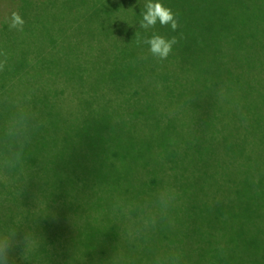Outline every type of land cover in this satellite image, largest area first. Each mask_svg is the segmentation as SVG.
<instances>
[{"label":"trees","instance_id":"obj_1","mask_svg":"<svg viewBox=\"0 0 264 264\" xmlns=\"http://www.w3.org/2000/svg\"><path fill=\"white\" fill-rule=\"evenodd\" d=\"M240 1L225 6L229 18L249 15L251 0ZM48 2L0 0V251L10 264H264L256 193L230 192L237 206L219 223L204 221L207 239L184 224L196 208L189 195L201 189L186 173L194 162L191 177L201 179L203 151L200 129L178 113L203 114L202 38L177 36L161 60L147 36L94 37L80 20L41 15ZM263 7L253 0L254 15ZM13 12L24 20L19 31L9 27ZM45 36L92 47L93 61L75 68L96 73L90 83L62 70V90L39 84L34 72L56 64ZM30 86V115L5 104L22 102L11 88Z\"/></svg>","mask_w":264,"mask_h":264},{"label":"rangeland","instance_id":"obj_2","mask_svg":"<svg viewBox=\"0 0 264 264\" xmlns=\"http://www.w3.org/2000/svg\"><path fill=\"white\" fill-rule=\"evenodd\" d=\"M142 2L148 7L149 0H49L46 12L41 15L51 20L55 17L64 19L65 15L80 20L85 26L91 27L85 29V32L93 31L94 37L129 35L149 38L152 35H166L177 38L194 35L202 38L204 61L200 84L203 87V98L200 100L204 101L203 114L200 116L202 111L197 113L199 120H196L187 110L178 113V118L185 120L187 117V121L192 118L194 127L201 132L203 156L200 164L203 175L200 180L191 177L197 165L194 162L189 164L186 173L198 185L196 187L200 186L201 189H195L189 195V204L196 208L184 224H189V230H193L195 225L199 231L194 233L200 234L202 231L207 239L209 233L204 227V221L219 223L221 214H229L228 210L237 206L235 197L229 194L235 188H243L247 194L256 193L263 197L261 212H264V11L259 13L255 10L257 14L254 15L251 0L249 15H241L238 11V14H233H237V18H229V0H218L216 3L210 0H159L173 13L177 22V28L173 31L168 25L162 26L158 22L155 26L142 28V13L147 11ZM240 2L245 3L244 0ZM32 15L38 16L39 13ZM211 33L216 35L206 36ZM242 35L246 36L244 43ZM1 38L6 40L5 36ZM216 38L220 39V43L212 42ZM45 41L47 45L56 44L52 57V62L56 64L51 65L46 74L43 70L34 72L40 85L47 79V88L54 86V89L62 90V70L64 77L72 79V83L77 75L82 78V74L86 76L84 85L90 83L96 73L89 69L76 74L75 68L82 64L85 57L93 61L92 47L73 46L75 41L72 45L69 42L62 44L59 38L50 39L47 36ZM103 42L104 47L108 46V42ZM102 53L105 57L109 54L105 50ZM41 57H37V63ZM24 60L29 61V56L25 54ZM100 75L107 83V77ZM16 88H11L10 96L18 97L15 100L22 98V102L5 104H22L23 113L30 115V99L27 96L23 98V94L31 96V90L35 87ZM66 90L64 96L71 93V84H66ZM241 210L239 213L243 214ZM234 212L236 216L235 220L230 221L231 228L238 215L237 211ZM239 220L244 221L245 218ZM13 239L14 242L17 240L15 235ZM194 255L201 254L196 252Z\"/></svg>","mask_w":264,"mask_h":264},{"label":"clouds","instance_id":"obj_3","mask_svg":"<svg viewBox=\"0 0 264 264\" xmlns=\"http://www.w3.org/2000/svg\"><path fill=\"white\" fill-rule=\"evenodd\" d=\"M157 22L162 26L168 25L173 31L177 28V22L171 10L165 8L159 0H149L147 11L142 13L141 27L155 26ZM23 24V18L18 13L13 12L10 17L9 27L19 31L23 28ZM144 43L147 44L148 51L154 57L163 60L168 57L176 41L174 38L165 39L160 35H152ZM0 264H10L9 257L2 251H0Z\"/></svg>","mask_w":264,"mask_h":264}]
</instances>
